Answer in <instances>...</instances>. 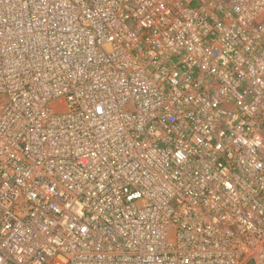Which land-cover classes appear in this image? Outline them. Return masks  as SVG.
Masks as SVG:
<instances>
[{
  "label": "built area",
  "instance_id": "1",
  "mask_svg": "<svg viewBox=\"0 0 264 264\" xmlns=\"http://www.w3.org/2000/svg\"><path fill=\"white\" fill-rule=\"evenodd\" d=\"M0 264H264V0H0Z\"/></svg>",
  "mask_w": 264,
  "mask_h": 264
}]
</instances>
